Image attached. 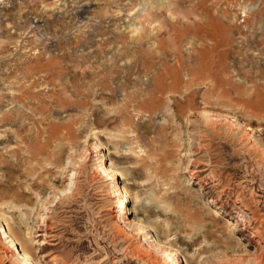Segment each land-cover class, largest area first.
<instances>
[{"label": "rangeland", "instance_id": "374dc122", "mask_svg": "<svg viewBox=\"0 0 264 264\" xmlns=\"http://www.w3.org/2000/svg\"><path fill=\"white\" fill-rule=\"evenodd\" d=\"M168 1L0 0V49L11 42L0 53V231L11 223L34 264H264V0H209L206 7L232 31L226 67L210 72L196 68L200 41L192 34L177 41L165 25L167 18L192 27L202 12ZM159 4L163 16L152 17ZM145 31L163 46L152 39L142 50L164 57L171 78L162 79L157 61L131 82L115 78L112 91L95 88L83 109L55 107L52 84L33 87L21 70L10 75L34 50L50 58L60 55L57 43L74 40L80 70L91 65L82 57L94 63L92 42L101 32L136 43ZM112 47L100 63L111 64ZM127 64L123 58L116 66ZM153 76L172 89L152 102ZM99 160L122 177L128 221ZM253 231L263 243L257 252L246 245ZM2 238L0 264H24Z\"/></svg>", "mask_w": 264, "mask_h": 264}, {"label": "bare ground", "instance_id": "6f19581e", "mask_svg": "<svg viewBox=\"0 0 264 264\" xmlns=\"http://www.w3.org/2000/svg\"><path fill=\"white\" fill-rule=\"evenodd\" d=\"M40 2L42 3V1H40ZM208 2H209V0H171V1L169 0L168 1L167 5L170 7V5L173 4L176 7V9L184 7L187 3H189L190 5H191V3H193L192 4L193 6L191 5L192 11H194L196 13V15L199 11L202 12V18L199 21L194 22L192 27L188 26V24L186 22H184V23H182L180 21L171 22L172 20H169L165 17L166 18L165 25L170 27V30L172 32L171 35H173L176 40L178 39L177 41H179V39L181 37H183L184 35H187V34H192L193 37H195V39L197 38V40L200 41L201 48L196 49V51H194L199 56L197 58L198 62H197V66H196L197 71H199V72H210V71H213L215 69L221 68L223 65L225 66V64L222 63V56L225 55V52H224L225 49L223 50V48L229 47L230 42H229L228 38H231L230 35L232 33L231 29L228 26H225V24L223 23L224 21L221 22L219 20V18H218L219 15L215 16L214 14H212L209 11V9L206 7ZM40 4L36 5L34 3L32 8L34 9V7L40 6ZM167 5H166V8H167ZM109 6L112 7L111 5H109ZM138 6L136 5V6H134V8L137 9ZM161 8H165V4L164 5L159 4V9L157 11H159L160 13L156 11L155 14H151V16L152 17H162L164 13L162 11H160V10H162ZM138 11L139 10H137V13H138ZM169 11H170V9H169ZM120 12L121 11H118V13L115 16L122 13V12L121 13ZM36 13H38V12L36 11ZM108 13H109V11H108ZM191 13H193V12H191ZM226 13L224 12L223 16H225ZM134 15H136V13ZM103 16H106V15H103ZM112 16H114V15H112ZM227 16H229V15H227ZM26 17H27L26 14H23L21 16V18H24V19ZM36 17H37V14H36ZM42 18L43 17H41L39 19H42ZM103 18H105V17H103ZM170 18H171V16H170ZM186 20H188V18H186ZM155 21H156V19H155ZM179 24L184 27L182 30L180 27H178ZM61 28L64 29L63 26ZM66 28L67 27H65V29ZM150 35H151V32L145 31L140 35V38H139L140 40L138 42L134 43V42H127L126 40H124V38H121V36H118V35L115 36L114 38H104L106 36V33L101 32L100 36L102 38L100 40H95L93 42L91 41L93 44V45L91 44L93 46V49L91 51V57H90L92 60H94V63H96V64L99 63V65L94 66V63L90 62V59L88 61L86 57H82V61H83L82 63L87 64L89 62L91 65L88 67H85V68L81 67L80 70H77V68L79 67V63H77L76 55L74 53V52H76L75 50L78 47H81L80 46V44H81L80 40L77 41V40L73 39L74 40L73 42H68L67 44H65L63 42H59L56 45V50L60 53V55L51 56L50 58H46L44 53L34 50V52L36 54L34 55V57L32 59H27V58L25 59V56H21V57H24L25 61L19 63V65H21L20 67L18 65V62H15L14 67H16V68L10 72V75L11 74L14 75L15 70H17V71L21 70L22 75L20 73V76H23L22 78L24 80H27L28 82H30L29 84H31V86H33V87L34 86L38 87V85L42 82L43 83L47 82L49 84H52L51 86H52V88L54 87V89H49V92L52 93L50 95L54 94V96H55V97H53L55 99L52 102L55 107L66 108L70 105H74V106H77V107L83 109V108L87 107L89 99L92 97L93 93L95 92L94 91L95 88L98 90H101V91L106 90V89H109L112 91L110 86L114 82L115 78L116 79L121 78V79L125 80L126 82H131L132 76L142 72V69L148 70V71L151 70L152 68L155 67L157 61L162 63L163 70L165 72L162 79L164 81H166L167 79L171 78L170 77L171 72H170V69L167 68V66H166V61H165L164 57L163 58L154 57L153 55L146 53V52H144V50H142V46H143L144 42L148 43L152 39L155 40L154 45H156L158 49L163 46L162 45L163 43L161 40L158 39V36H156L155 38H151ZM255 38H257V36ZM262 42L264 43V40ZM109 44H114V47H112L113 53H112V56L110 59L111 64L106 65V64L100 63V61L102 58H104L103 54H106L105 49L107 46H109ZM208 44L211 46V47L208 46L210 48L207 47ZM245 44L247 46L258 45L257 42H253V41L251 42L249 40H246ZM10 45H11V42L9 44H6L3 47H1L0 53L3 54V52L10 49L9 48ZM28 45H30V46L35 45V47H37L36 42H34V41H29ZM119 45H120V47H119ZM230 46H232V45H230ZM121 49H122V51H121ZM123 49L125 50V53H123V51H124ZM70 50H71V52H70ZM114 50H116V51H114ZM123 58L127 59V61H129V65L127 64V66H125V67H117L116 66L117 63L120 60H122ZM191 72H192V70H191ZM121 75H123V76H121ZM194 77H195V75H194ZM23 79H21V80H23ZM152 80L156 81L158 84L156 86V88L149 91L148 100L153 102V99H154L153 97L155 96V94L166 93L167 90L172 89V86H166V84L163 83L164 81L161 80L159 77L153 76ZM67 92H68V94L70 93V97L65 96V93H67ZM132 101H134V100H132ZM49 105H51L50 102H49ZM149 111H147V112H149ZM203 116L208 117L209 115L204 113ZM123 120L128 121L127 116H123ZM70 128H71V126H70ZM70 128L65 129V135L66 136H71L73 134L74 131H72L71 130L72 128L71 129ZM53 132L55 134V130ZM51 133H52V131H51ZM95 148H96V152H99L100 150H102V147H100L99 145L95 146ZM100 156H101L102 160H103V158L108 160V162L111 160V158H109L108 156H105V154H100ZM102 160L101 161L99 160V163H102ZM101 165H102L103 173L105 174L104 176L109 177L110 179H113V185L112 186L114 189L118 190V191H116L117 193H116V196L114 198L119 203L118 204L119 205L118 206L119 217L122 220L128 221L126 211L129 208L128 197L130 196V194H129L128 190L121 187V185H120V181H121L122 177L120 178L117 176L116 167H114L112 164L104 165L102 163ZM61 170H63V169H61ZM193 178H195V177H193ZM191 180H193V179L191 178ZM211 214L216 215V216L218 215V213L215 210ZM28 222H27V226H28ZM127 223H129V222H127ZM136 223H137V225H140L139 221ZM8 224L6 222L4 225H2V227H1L2 230L0 231V236L5 238V239H9V244L11 243L10 244L11 247L15 248V251L17 252L18 257H20V259L23 261L24 264H34L32 256L29 253L30 251L25 248V244L22 245L23 240L20 239L21 237L18 238L19 234H15V230L12 231L15 227L10 226L11 225V223H10L9 226L13 228L11 230V228L8 226ZM18 224L21 225V223H18ZM231 226H233V225H231ZM231 226L229 227L230 231L232 230V228H234V227L231 228ZM18 228H20V227L18 226ZM142 228L145 229L146 226L143 225ZM27 229H25V230H27ZM249 229H250V227H249ZM27 232H29V231H27ZM20 234H23V233H20ZM253 234H252V236H250L251 239L249 238V240H247L248 244H246V245H248V246H250V245L254 246L255 245L254 250H255V252H257L259 250L258 249V246H260L259 244L262 243V238L260 237V235L257 231H253ZM230 235H232V233H230ZM22 237H24V236H22ZM263 240H264V238H263ZM30 242H33V241L31 240ZM151 243H153V242H151ZM39 244H41V243H39ZM26 245L31 246L30 243H29V245L28 244H26ZM40 246H43V244H41ZM29 249H31V248H29ZM254 255H253V258H254Z\"/></svg>", "mask_w": 264, "mask_h": 264}]
</instances>
